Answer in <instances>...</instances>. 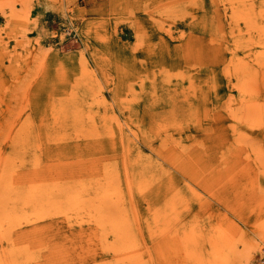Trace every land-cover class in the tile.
Masks as SVG:
<instances>
[{"label":"rangeland","instance_id":"obj_1","mask_svg":"<svg viewBox=\"0 0 264 264\" xmlns=\"http://www.w3.org/2000/svg\"><path fill=\"white\" fill-rule=\"evenodd\" d=\"M262 153L264 0H0V264H264Z\"/></svg>","mask_w":264,"mask_h":264},{"label":"bare ground","instance_id":"obj_2","mask_svg":"<svg viewBox=\"0 0 264 264\" xmlns=\"http://www.w3.org/2000/svg\"><path fill=\"white\" fill-rule=\"evenodd\" d=\"M18 15H20V14H18ZM23 15V14H22ZM22 15L20 16V18L22 17ZM24 17V16H23ZM25 18V17H24ZM45 52V51H44ZM47 54V53H46ZM43 56H44V54H43ZM44 58V57H43ZM46 58V57H45ZM40 62V61H39ZM43 63V62H42ZM44 66V65H43ZM43 68V67H42ZM56 70V69H55ZM39 71H40V69H39ZM42 71V70H41ZM24 84H26V82L24 83ZM24 84H23V86H24ZM214 86V85H213ZM27 87V86H26ZM25 91V90H24ZM53 117V116H52ZM115 118H116V115H115ZM112 119V118H111ZM118 119V118H117ZM113 120V119H112ZM116 120V119H115ZM114 120V121H115ZM57 122V121H56ZM116 122H119L118 120L116 121ZM115 122V123H116ZM18 123V122H17ZM119 126H120V124H119ZM13 127H15V125L13 126ZM12 127V128H13ZM84 128V127H83ZM97 128V127H96ZM80 129V128H79ZM11 130V129H10ZM13 130V129H12ZM27 130V129H26ZM122 130V129H121ZM20 131V130H19ZM19 131H18V133H19ZM78 131V130H77ZM76 131V132H77ZM80 131V130H79ZM21 132H22V130H21ZM23 133V132H22ZM26 133V132H25ZM83 133H85V132H83ZM87 133H90V132H87ZM120 133V132H119ZM78 134V133H77ZM94 134V133H93ZM19 135L21 136V134L19 133ZM25 135V134H24ZM26 135H27V133H26ZM89 135V134H88ZM78 136V135H77ZM82 136H83V134H82ZM86 136V135H85ZM84 136V137H85ZM91 136V135H90ZM132 136V135H131ZM249 136V135H248ZM102 137V136H101ZM135 137V136H134ZM20 138V137H19ZM18 138V139H19ZM23 138H24V136H23ZM78 138V137H77ZM130 138V137H129ZM128 138V139H129ZM137 138V137H136ZM14 139V138H13ZM22 139V138H21ZM59 139V138H58ZM84 139V138H83ZM238 139V138H237ZM16 140V139H15ZM23 141L25 140V139H22ZM20 141V140H19ZM114 140H112V142H113ZM133 138H131V142H130V144H133ZM239 141H240V137H239ZM59 142V141H58ZM135 142V141H134ZM163 142V141H162ZM129 143V142H128ZM27 144V143H26ZM14 145V144H13ZM19 145L20 144H18V147H19ZM161 145H163V144H161ZM180 145V144H179ZM22 146H25L24 144H22ZM17 146H16V148H18ZM21 147V146H20ZM99 147H102V145L99 143ZM113 147H115V146H113ZM163 147H166V146H163ZM257 147V146H256ZM255 147V148H256ZM15 148V149H16ZM25 148V147H24ZM132 148H134V147H132ZM252 148V147H251ZM258 148V147H257ZM256 148V149H257ZM88 149V148H87ZM260 150V149H259ZM161 151H163L162 149H161ZM177 151H179V152H177ZM88 154H89V152H88ZM195 154V153H194ZM263 155H264V153H262ZM190 154H184V153H181V151L180 150H178V149H173V152H171V154H169V155H166V158H168L167 160L169 161V162H171V163H175V162H180V161H184V158H191V156H189ZM144 158V157H143ZM143 158H142V160H143ZM195 158V157H194ZM148 160V159H147ZM4 162V161H3ZM143 162H144V160H143ZM196 162V161H195ZM0 163H1V161H0ZM104 163V162H103ZM5 164V165H4ZM2 163L1 165H0V188H1V186H3V184L4 185H8L9 183H10V181H11V173L12 172H10L9 171V169H7L6 168V162L5 163ZM196 165V164H195ZM144 166V165H143ZM113 168V167H112ZM142 168V167H141ZM114 169V168H113ZM144 170L146 169L145 167L143 168ZM156 169V168H155ZM83 170V169H82ZM111 170V169H110ZM149 170V169H148ZM102 171H103V169H102ZM146 171V170H145ZM204 171V170H203ZM57 172V171H56ZM115 172V171H114ZM263 172V171H262ZM66 173V172H65ZM264 173V172H263ZM67 175V174H66ZM105 175L107 176V178H103V182L102 181H100V182H102L101 184H96L97 183V181H96V189H98L97 187L98 186H102L103 187V189H102V192H103V190H104V188L106 189V185H105V181H104V179L105 180H109V174H108V172H106L105 173ZM109 175V176H108ZM144 176V175H143ZM259 176V175H258ZM34 177H35V175H34ZM37 177H41V175H37ZM58 177V176H57ZM111 177H112V179H113V176L111 175ZM79 179L80 178H78V181H79ZM100 179H101V177H100ZM51 180V179H50ZM59 180H57V182H58ZM81 181V180H80ZM99 181V180H98ZM95 182V181H94ZM94 182H93V186H94ZM45 183V182H44ZM74 183H77L76 181H74ZM80 183H82V185H84L83 184V182H80ZM52 184H55V183H52ZM39 185V184H38ZM37 185V186H38ZM58 185V184H57ZM62 185V184H61ZM60 185V186H61ZM66 185V184H65ZM68 185V184H67ZM117 185H118V183H117ZM144 185V184H143ZM54 186V185H53ZM77 186H79V185H77ZM89 186H90V184H89ZM33 187H36V186H33ZM43 187V186H42ZM44 187H46V186H44ZM57 187V186H56ZM69 187H73V186H69ZM69 187H68V189H69ZM76 187V186H75ZM92 187V186H91ZM37 188H39V187H37ZM48 188V187H47ZM54 188V187H53ZM67 187H64V189H66ZM79 188V187H78ZM82 188V187H81ZM81 188H79V189H81ZM100 188V187H99ZM192 188V187H191ZM40 189H42L41 187H40ZM58 189H59V185H58ZM84 189H86V188H84ZM130 189V188H129ZM70 190V192L72 191L71 190V188L69 189ZM111 190V189H110ZM143 190V188L142 189H140V191H142ZM195 190V189H194ZM38 191V190H37ZM36 190H28L27 191V193H23L22 195H21V193H19V195H13L12 193H11V195H13L12 197H14V199H11V198H9V197H4L3 198V201H5L6 199H10L11 200V205L13 206V207H16L17 205H22V206H26V207H29L30 205L31 206H33L36 210H37V208H39V209H42V207L40 208V203H44L43 205H44V207L45 208H47V207H50V206H58V208H60L61 207V203L62 202H59V201H52V199L49 197V195H46V193H45V196H42V194L41 195H39V194H37L38 192H37ZM61 191H63V190H61ZM74 191H75V189H74ZM74 191H72L73 192V194H74ZM77 191V190H76ZM78 191H81V190H78ZM87 191H89V190H87ZM21 192V191H20ZM26 192V191H25ZM57 192V191H56ZM72 192H71V194H72ZM83 192V191H82ZM102 192H100L101 194L100 195H102ZM143 192V191H142ZM194 192V191H193ZM5 193V192H4ZM52 193V192H51ZM51 193H49V194H51ZM59 193V192H58ZM66 193H67V191H66ZM77 193V192H76ZM97 193H99L98 191H97ZM106 193V190H104V194ZM121 193V192H120ZM140 193V192H139ZM3 194V191H0V195H2ZM44 194V193H43ZM68 194V193H67ZM6 195H7V193H6ZM63 196L62 197H60V198H62L60 201H62V200H65L66 198H68L69 200H67L66 202H68V204H70V197H65L64 196V194H62ZM66 195V194H65ZM87 195V194H86ZM96 195V193L94 194V196ZM78 196V195H77ZM80 196V195H79ZM78 196V197H79ZM90 196V195H89ZM94 196H92V197H94ZM105 196V195H104ZM55 197V196H54ZM56 197H58V199H59V196H56ZM96 197V196H95ZM114 197V196H113ZM177 197V196H176ZM79 198H81V197H79ZM122 198V197H121ZM85 199H88L87 197H85ZM113 199V198H112ZM116 199V198H115ZM108 200V199H107ZM121 201V200H120ZM122 201H123V199H122ZM57 202V203H56ZM105 202V201H104ZM114 202H116V203H114ZM114 205L116 206V204H117V202H118V200H114ZM10 203V202H9ZM8 203V204H9ZM54 203H56V204H54ZM98 202L96 201V204H97ZM101 203V202H100ZM121 203V202H120ZM119 204V203H118ZM117 204V206H119ZM122 204H123V202H122ZM186 204V203H185ZM102 205V204H101ZM113 205V206H114ZM30 206V207H31ZM113 206H111V207H109V205H108V203L107 202H105V204H103V206L102 207H100V210H99V208H98V210H96L97 212H99V216H97V215H95V219L96 220H94L95 221V228H97L100 232H103L106 228H107V226L109 225L110 226V224H111V226L113 225V226H115L114 228H115V231L116 232H114L115 234H117V235H121V234H123L122 232H123V228H121L120 226H116V224H119L118 223V221L120 220V218H119V215L121 216V213L120 212H118V213H120V214H118L116 217L114 216V214H115V212L114 213H111L112 211H111V208H113ZM116 206V207H117ZM123 206V205H122ZM148 206V205H147ZM170 206V205H169ZM176 206V205H175ZM120 207V206H119ZM124 207V206H123ZM33 209V208H32ZM39 209L37 210V211H35V213H37V212H39ZM97 209V208H96ZM118 209V208H117ZM121 209V208H120ZM86 210V209H85ZM114 210H115V208H114ZM124 210V209H123ZM126 210V209H125ZM124 210V211H125ZM149 210V209H148ZM171 210V209H170ZM73 211V210H72ZM78 211H79V209H78ZM118 211H120V210H118ZM174 211V210H173ZM75 212V211H74ZM83 212V211H82ZM93 212V211H92ZM121 212H122V209H121ZM148 212V211H147ZM85 213V212H84ZM83 213V214H84ZM89 213V212H88ZM90 213H91V211H90ZM152 213V212H151ZM158 213V212H157ZM8 214V213H7ZM5 214V217H6V219H9L10 221H11V224H12V222H14L15 220H16V216L14 215V214H12L11 216H10V214ZM72 214V213H71ZM71 214H70V216H71ZM97 214V213H96ZM109 214V217L110 218H106V219H104L103 217H105V215H108ZM125 214V213H124ZM123 214V215H124ZM75 215V214H74ZM123 215H122V217H123ZM68 216V215H67ZM85 216V215H84ZM83 216V217H84ZM89 216V215H88ZM102 216V217H101ZM172 216V215H171ZM175 216V215H174ZM127 217V216H126ZM175 217H177V216H175ZM72 218V217H71ZM82 218V217H81ZM89 218V217H88ZM93 218V217H92ZM125 218V217H124ZM123 218V220H124V222H125V219ZM172 218H173V216H172ZM178 218V217H177ZM12 219V220H11ZM67 219H69L68 217H67ZM83 219V218H82ZM122 219V218H121ZM128 219V218H127ZM5 220V219H4ZM84 220V219H83ZM122 220V221H123ZM130 220V219H129ZM169 220V219H168ZM175 221V219L173 218L172 219V221ZM177 220V219H176ZM179 220V219H178ZM177 220V221H178ZM6 221V220H5ZM82 221V220H81ZM180 221V220H179ZM83 222H85V221H83ZM119 222H121V221H119ZM170 222V221H169ZM10 223V222H9ZM8 223V224H9ZM73 223H75V222H73ZM78 223H79V221H78ZM93 223V222H92ZM129 223H130V221H129ZM173 223H175V222H173ZM177 223V222H176ZM175 223V224H176ZM13 224H15V223H13ZM156 224V223H155ZM72 225V224H71ZM75 225V224H74ZM168 225V224H167ZM174 225V224H173ZM172 225V226H173ZM218 225H219V223H218ZM217 225V226H218ZM6 226H8V225H6ZM5 226V227H6ZM80 226V225H79ZM171 226V227H172ZM216 226V225H215ZM165 227V226H164ZM166 227H168V226H166ZM166 227H165V229H166ZM9 228V227H8ZM158 228V227H157ZM161 228H163V227H161ZM223 228V227H222ZM159 229V228H158ZM168 229V228H167ZM210 229H213V228H210ZM83 230V229H82ZM93 230H96V229H93ZM162 230V229H161ZM217 230V229H216ZM229 230V229H228ZM213 231V230H212ZM226 231V230H225ZM164 232V231H163ZM226 232H228V231H226ZM231 231H229L227 234H229ZM224 233V232H223ZM184 234V233H183ZM213 234V233H212ZM227 234H226V237L228 238V236H227ZM210 235H211V233H210ZM213 236H214V234H213ZM217 236V235H216ZM232 236V235H231ZM200 237V236H199ZM203 237V236H202ZM218 237V236H217ZM233 237V236H232ZM232 237H231V239H232ZM235 237V236H234ZM122 238H123V236H122ZM182 238V237H181ZM194 239V238H193ZM223 239H225V240H222V238H221V240H222V242H225L226 240V242H228V239H226V238H224V236H223ZM211 240H212V238H211ZM220 239H219V241H221ZM197 241V240H196ZM196 241H194L195 243H196ZM210 241V240H209ZM211 242V241H210ZM221 242V243H222ZM229 242H233V241H230L229 240ZM124 243V242H123ZM207 243V242H206ZM217 243H218V241H217ZM125 245H126V243H124ZM204 244V243H203ZM228 244V243H227ZM231 244V243H230ZM208 245V244H207ZM224 245H226V244H224ZM224 245H223V247H224ZM216 246V245H215ZM220 246V247H219ZM130 247V246H129ZM218 247L220 248V249H222L223 251H224V249L223 248H221L222 247V245H218ZM225 247H227V246H225ZM233 247V246H232ZM215 248H217V247H215ZM218 248V249H219ZM211 253H215V250L212 252L211 251ZM218 253V252H217ZM217 253H215V254H217ZM220 253V252H219ZM117 255V254H116ZM211 255V254H210ZM202 259V258H201ZM213 259V258H212ZM219 259V258H218ZM209 260H211V259H208V261ZM225 260V259H224ZM200 261V260H199ZM206 261V260H205ZM225 261H227V259L225 260ZM229 261H231L230 259H229ZM207 262V261H206ZM214 262V261H213ZM223 262V261H222ZM132 263V262H131ZM137 263V262H136ZM202 263V262H201ZM223 263H225V262H223ZM229 263V262H228ZM235 263V262H234ZM133 264V263H132ZM139 264V263H138ZM141 264H143L142 262H141ZM209 264V263H208ZM211 264H213L212 262H211ZM230 264V263H229Z\"/></svg>","mask_w":264,"mask_h":264}]
</instances>
